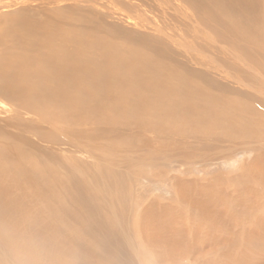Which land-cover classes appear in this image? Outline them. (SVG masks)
I'll return each mask as SVG.
<instances>
[{
  "label": "rangeland",
  "instance_id": "rangeland-1",
  "mask_svg": "<svg viewBox=\"0 0 264 264\" xmlns=\"http://www.w3.org/2000/svg\"><path fill=\"white\" fill-rule=\"evenodd\" d=\"M10 14L13 23H71L106 36L165 61L215 96L217 110L210 115L205 104L199 117L209 124L192 116L139 125L132 113L106 105L45 124L24 90L8 92L0 82V129L25 143L40 170L53 165L67 178L61 203L78 216V262L264 264V0H0V21ZM225 115L233 124L221 128ZM9 186L14 200L16 186Z\"/></svg>",
  "mask_w": 264,
  "mask_h": 264
},
{
  "label": "bare ground",
  "instance_id": "bare-ground-1",
  "mask_svg": "<svg viewBox=\"0 0 264 264\" xmlns=\"http://www.w3.org/2000/svg\"><path fill=\"white\" fill-rule=\"evenodd\" d=\"M4 6L6 4H2V10ZM6 15L3 18L9 16ZM12 15L11 19L8 18L10 20L0 21L1 87L8 92L24 90L30 103L28 106L38 116L37 120L45 124L53 123V119L56 122L70 121L66 118L67 113L73 121L81 114L86 116L96 106L103 108L105 105L108 109L114 108L125 115L132 113L131 118L139 125L150 120L153 127L157 120L168 124L182 123L192 116L197 117L198 124H209L208 118H199L204 115L202 106L206 104L203 109L210 115L213 110H217L212 98L215 96H209L192 79L178 74L165 61L147 55L142 57V52L129 46V50H125L118 42L111 41L106 36L102 39L92 37L93 34H83L84 28H80L79 32L78 28L74 30L69 27V22V26L65 28L54 22L50 26L49 21L45 20L41 21L42 24L30 21L13 23L17 18ZM63 70L65 73L62 74ZM86 91L90 96L84 95ZM128 101H133V104L125 106ZM118 102L121 109L118 108ZM39 106L51 107L53 116L42 113V107ZM21 107L19 104V108ZM224 118L225 127L221 128L233 124L231 118L228 122L227 115ZM134 121L131 119V122ZM210 121L213 122V119ZM189 124H193V120ZM239 129L248 131L246 127ZM11 136L12 138H8ZM13 140V135L0 129V181L7 180L0 182V244L6 249L5 255L0 253V264H81L75 249L83 247L80 245L82 234L76 226L78 216H72L74 211L69 208L71 204H62L66 199L62 185L67 178L63 175L60 177L59 170L53 165H47L49 168L46 171L45 168L40 170V166H35L37 159L22 147L25 143H19L21 146H18ZM18 177L22 181L13 182ZM7 185L16 186L14 200ZM45 185H48V193L44 189ZM29 193L34 197L24 199L23 195ZM21 196L24 198L20 199ZM46 217H50V221ZM246 241L251 246V241ZM92 243L93 241L87 247L91 248ZM88 259L90 262V257Z\"/></svg>",
  "mask_w": 264,
  "mask_h": 264
}]
</instances>
